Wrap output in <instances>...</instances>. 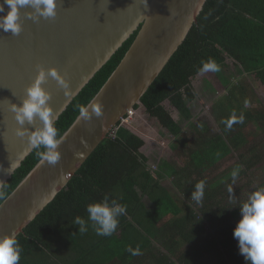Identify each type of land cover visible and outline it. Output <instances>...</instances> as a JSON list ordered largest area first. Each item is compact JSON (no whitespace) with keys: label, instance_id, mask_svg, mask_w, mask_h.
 <instances>
[{"label":"trees","instance_id":"1","mask_svg":"<svg viewBox=\"0 0 264 264\" xmlns=\"http://www.w3.org/2000/svg\"><path fill=\"white\" fill-rule=\"evenodd\" d=\"M137 35L138 31L55 123L58 136L105 85ZM228 59L240 67L241 75L255 76L264 86V0H208L186 41L141 100L147 114L176 138L183 134L182 122L191 123L195 138L184 165L159 160L156 166L161 170L153 173L143 151L146 142L120 123L114 136L16 238L22 249L18 264H245L233 237L240 209L234 208L235 195L227 189L262 161L263 141L248 143L243 127L250 121L264 132V106L245 110L252 102L234 86L223 101L230 113H236L237 122L219 134L192 123L197 99L192 80L201 75V63L212 60L225 68ZM166 102L173 112L165 108ZM36 153L34 149L7 182L0 204L40 162ZM233 153L239 160L235 180L233 172L215 178V170ZM201 180L204 196L197 204L191 197ZM105 196L110 206L112 200L126 206L111 236L97 235L86 212L89 204L103 202ZM76 217L86 221V232H79ZM129 247H139L141 254L133 256Z\"/></svg>","mask_w":264,"mask_h":264},{"label":"water","instance_id":"2","mask_svg":"<svg viewBox=\"0 0 264 264\" xmlns=\"http://www.w3.org/2000/svg\"><path fill=\"white\" fill-rule=\"evenodd\" d=\"M208 0H57L55 18L20 9L19 35L0 31V182L7 184L31 155L30 136L45 127L36 116L19 124L20 107L40 69L55 68L65 89L48 76L41 87L54 126L76 97L138 31L124 58L89 103L103 115L76 119L63 135L55 164L40 162L0 204V237L23 234L113 133L186 41ZM3 0H0V4ZM5 11L7 9L5 8ZM35 17L28 18V14ZM4 13H0L3 15ZM25 132L23 137L16 131ZM13 163L18 166L9 173Z\"/></svg>","mask_w":264,"mask_h":264},{"label":"clouds","instance_id":"3","mask_svg":"<svg viewBox=\"0 0 264 264\" xmlns=\"http://www.w3.org/2000/svg\"><path fill=\"white\" fill-rule=\"evenodd\" d=\"M32 7L36 9L39 16L44 18H55L57 15V0H3L0 4V31L5 33L11 32L12 35H19L22 31L20 23V9ZM5 8L7 11H5ZM29 19L35 21L30 13ZM219 71L218 66L214 61L209 60L202 62L198 69L199 74L206 72ZM50 76L54 78L63 88L68 87V82L59 75L55 68L45 70L40 69L33 84L27 89V98L23 101L20 107L12 106V111L16 114V121L23 125L25 121L31 123L36 116L43 122L45 127L43 130L37 131L30 136V147L37 149V156L40 163L45 162L55 165L60 159L61 154L57 151L58 145L64 140V136H58L57 129L50 122L51 111L46 106V101L49 100V94L41 87ZM143 107V106H142ZM140 106V108H142ZM89 107L81 106L79 108V118L85 121L91 119L95 115L100 117L103 115V106L99 103ZM240 118L239 122H242ZM237 122L230 120L228 126ZM128 126V125H127ZM130 126V125H129ZM16 134L23 137L25 132L17 130ZM43 148V151L39 149ZM18 163H13L8 170L11 173ZM236 172L232 173L233 180L236 178ZM7 185L0 182V199L5 198ZM205 182L199 181L195 185V191L192 193L191 199L199 204L204 196ZM227 191L232 192V187L229 186ZM108 196L104 197L103 202L89 204L86 208L88 220L91 222L95 232L100 236H111L118 227V218L126 214V206L112 200L111 206L108 203ZM241 219L238 221L233 230V237L238 242L239 254L244 257L245 264H264V189L257 190L252 193L248 200L241 206ZM74 223L79 226V232L87 231V223L83 218L76 217ZM21 247L15 235H5L0 237V264H18L20 260ZM133 256L140 255V249L137 247L127 249Z\"/></svg>","mask_w":264,"mask_h":264},{"label":"rangeland","instance_id":"4","mask_svg":"<svg viewBox=\"0 0 264 264\" xmlns=\"http://www.w3.org/2000/svg\"><path fill=\"white\" fill-rule=\"evenodd\" d=\"M226 63L225 68H219L217 72L203 73L192 80V86L197 94V99L192 106V123L201 129L204 127L216 134L222 133L224 126H228V122L236 118V113H230L232 109L228 110L223 101L234 86L244 90L245 98H248L249 103L252 102L244 106L245 110L264 106V86L262 83L255 76L241 75L239 73L240 67L233 60L228 59ZM165 108L170 112L174 110L169 102L165 103ZM175 119L180 121L177 116ZM182 125L183 134L176 138L161 128L158 121L151 118L143 107L137 110L136 116L133 117L132 123L127 128L146 142L143 151L151 159L149 167L153 173L161 170L159 165L156 166L159 160L175 163L177 167L184 165L194 142L195 130L191 123L182 122ZM243 129L244 137L248 143L261 140L263 146L259 149L262 153V161L245 176L238 177L233 185L232 195L235 196L231 202L234 208L237 207L240 210L242 204L248 200L252 193L264 189V132L257 123L250 121H247V125ZM238 165V154L233 153L221 162L213 176L222 178L223 175L236 172L234 169ZM242 169L245 168L242 167ZM240 218L241 211L237 219Z\"/></svg>","mask_w":264,"mask_h":264},{"label":"built area","instance_id":"5","mask_svg":"<svg viewBox=\"0 0 264 264\" xmlns=\"http://www.w3.org/2000/svg\"><path fill=\"white\" fill-rule=\"evenodd\" d=\"M137 110L133 109L131 111L128 112L127 116L125 117V119H123V121H121V126H126V125H130L133 121V117L136 116ZM126 124V125H125ZM118 130V128H116L115 130H113V133L111 134L112 136H114V133Z\"/></svg>","mask_w":264,"mask_h":264}]
</instances>
